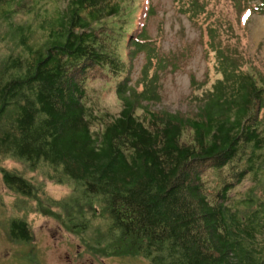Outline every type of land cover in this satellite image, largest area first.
I'll return each instance as SVG.
<instances>
[{
	"label": "trees",
	"instance_id": "obj_1",
	"mask_svg": "<svg viewBox=\"0 0 264 264\" xmlns=\"http://www.w3.org/2000/svg\"><path fill=\"white\" fill-rule=\"evenodd\" d=\"M231 1L239 13L264 14V0ZM54 2L0 0V158L80 185L107 225L103 256L264 264L261 73L209 26L217 78H190L187 113L157 109L159 73L179 67L151 46L153 10L140 15L134 0H69L53 14L38 11ZM183 12L196 19L205 6L193 0ZM17 15L33 21L17 23ZM141 54L147 63L134 84ZM112 94L117 111L102 104ZM0 174L10 191L35 196L21 176ZM89 222L66 216L62 226L79 235ZM9 229L13 240L32 242L26 222Z\"/></svg>",
	"mask_w": 264,
	"mask_h": 264
},
{
	"label": "rangeland",
	"instance_id": "obj_2",
	"mask_svg": "<svg viewBox=\"0 0 264 264\" xmlns=\"http://www.w3.org/2000/svg\"><path fill=\"white\" fill-rule=\"evenodd\" d=\"M67 1L42 4L38 11L53 14ZM134 1L141 6L140 15L148 8L153 10L147 26L154 41L151 46L160 57L178 62V70L167 68L159 73L162 102L157 109L187 113L192 108L190 78L195 76L202 83L208 80L209 85L217 78L213 70L214 56L207 48L206 30L212 25L218 27L222 46L236 51L264 77L263 13H239L231 0H197L205 6V14L191 19L192 15L183 12V6L193 0ZM32 19L17 15L15 21L32 22ZM146 63V55L141 54L136 60L134 84L140 83V73ZM138 88L141 90V85ZM102 104L113 111L119 109L113 94ZM0 167L21 176L35 189L34 197H22L5 187L0 174V264H149L140 257L103 256L102 245L109 242L107 225L104 218H94V214H100L99 209L86 201L80 185L69 180L61 182L54 170L43 165L33 168L17 159L1 157ZM56 214L79 220L86 217L90 227L83 234H73L62 226L63 218L58 220ZM15 219L27 223L32 231L31 243L11 238L9 225Z\"/></svg>",
	"mask_w": 264,
	"mask_h": 264
}]
</instances>
